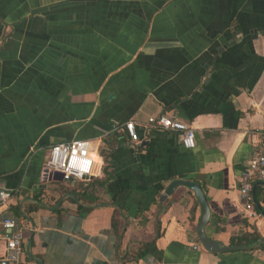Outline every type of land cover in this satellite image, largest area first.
I'll list each match as a JSON object with an SVG mask.
<instances>
[{"label": "crops", "instance_id": "obj_1", "mask_svg": "<svg viewBox=\"0 0 264 264\" xmlns=\"http://www.w3.org/2000/svg\"><path fill=\"white\" fill-rule=\"evenodd\" d=\"M161 114L191 126L195 146L139 126L132 142L123 128ZM263 128L264 0H0V189L15 191L0 219L24 227L20 264H121L132 240L148 252L125 264H264V248H204L189 188L159 200L173 180L200 184L205 232L230 245L248 230L238 188ZM74 139L97 151L96 178L109 172L103 187L83 183L101 202L82 214L73 185L44 168L52 144Z\"/></svg>", "mask_w": 264, "mask_h": 264}, {"label": "built area", "instance_id": "obj_2", "mask_svg": "<svg viewBox=\"0 0 264 264\" xmlns=\"http://www.w3.org/2000/svg\"><path fill=\"white\" fill-rule=\"evenodd\" d=\"M141 127L145 133L152 129L165 132H179L181 143L184 148L190 149L195 146L194 129L186 123L178 121L166 114L150 116L145 122L134 120L126 121L123 128L132 142H138L137 127ZM260 145L253 152L241 173L238 188L239 196L246 202L244 217L246 222L253 228H257L260 214L252 206V188L255 182L263 183L262 195L264 204V128L259 131ZM87 160V170L80 165ZM97 151L91 141L74 139L52 144L48 149V156L44 168L49 171H59L63 174L65 181L80 180L87 182L96 178L100 166ZM47 176V175H46ZM15 191L11 189H0V210L6 209L14 196ZM23 225L14 217H3L0 219V240H4V252L0 256V264H20L24 254L23 249Z\"/></svg>", "mask_w": 264, "mask_h": 264}, {"label": "trees", "instance_id": "obj_3", "mask_svg": "<svg viewBox=\"0 0 264 264\" xmlns=\"http://www.w3.org/2000/svg\"><path fill=\"white\" fill-rule=\"evenodd\" d=\"M113 137L115 138L118 144L122 140L124 141L123 135L120 133L115 134V136L113 134ZM104 173H105V178L103 179L91 178L87 182L90 181L91 185L96 183L99 186L103 187L109 178V172H107L106 169L104 170ZM68 182L74 187L71 194L73 195L74 200L78 203V210L80 214L87 212L90 209V206H93L101 202L98 196L96 195V193H94L93 189H89L88 185L83 184L86 182L80 180H74V179L69 180ZM38 207L39 204L34 205L33 207L27 209L25 208L23 211H20L17 206L13 207L12 209L14 215L17 218H22L24 214H26L30 210L37 209ZM123 219H124L123 214L120 213L118 210H114L111 217V226L113 227L114 231L117 233L118 236L121 234V231L123 230L122 229ZM144 220L145 219H143V221ZM158 225L160 226V223ZM246 227L248 229L246 232L238 236H234L229 240L230 245L251 246L258 241V238L253 234H251V231L254 228L251 227L247 222H246ZM148 247H149L148 243L132 240L128 247L127 252L120 258V263L125 264L128 261H138L148 252ZM259 248H264V243Z\"/></svg>", "mask_w": 264, "mask_h": 264}, {"label": "water", "instance_id": "obj_4", "mask_svg": "<svg viewBox=\"0 0 264 264\" xmlns=\"http://www.w3.org/2000/svg\"><path fill=\"white\" fill-rule=\"evenodd\" d=\"M45 173L48 176L49 180H63V174L59 171H47L45 169ZM178 186H185L193 191L201 209V214L196 226V233L198 240L204 246V248L213 253H224L230 251H244V250H253L259 248L264 243V232H259L256 228L251 231V234L258 238V241L251 246L244 245H222L220 242L215 241L209 238L205 232L206 225L210 218V209L207 202V198L203 191V188L200 184L190 181V180H182L176 179L173 180L164 190L163 194L160 196V201H164L168 196H170L173 191ZM254 186L252 188V196H253ZM264 216V213L261 214ZM7 264V262H4Z\"/></svg>", "mask_w": 264, "mask_h": 264}, {"label": "clouds", "instance_id": "obj_5", "mask_svg": "<svg viewBox=\"0 0 264 264\" xmlns=\"http://www.w3.org/2000/svg\"><path fill=\"white\" fill-rule=\"evenodd\" d=\"M87 165H88V161L85 160L82 162V164L80 165L85 171L87 170Z\"/></svg>", "mask_w": 264, "mask_h": 264}]
</instances>
